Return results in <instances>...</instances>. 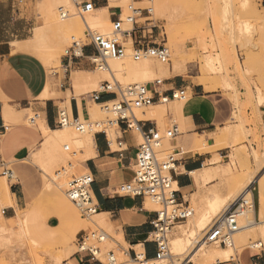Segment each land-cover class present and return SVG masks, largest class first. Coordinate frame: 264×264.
<instances>
[{
    "label": "rangeland",
    "instance_id": "1",
    "mask_svg": "<svg viewBox=\"0 0 264 264\" xmlns=\"http://www.w3.org/2000/svg\"><path fill=\"white\" fill-rule=\"evenodd\" d=\"M69 2L70 4L73 3L72 0H69ZM72 5L71 8L73 9L71 10L66 8L64 4L60 6L61 10H59L60 7H57L58 10L55 8L56 17L58 18L59 13L64 9L65 12L68 9L69 12L67 11V13H75L79 16L80 14L84 16L87 13L81 11L74 3ZM129 5L130 7L127 10L117 6L122 12V31L132 28L131 23L127 22L126 18L135 15L137 23L135 26L146 27V37L150 36V39L156 44H165L169 49V57L166 63H160L154 58L146 59H152L155 67L159 64L165 65L168 72L162 74V72H158L159 69L156 71L157 68L154 67L156 73L149 74L151 77L149 75L145 76V79H141L137 83H134V79L129 76L117 77L116 82L111 81V79L105 81L98 77L92 83L86 82L79 86H71L74 95L89 97L93 90L99 88L100 84L107 82L111 86L110 91L118 93V100L109 102L106 105L94 106L88 120L83 121L81 117L78 120V123L84 124L99 122L101 123L100 127L78 130L75 125L69 124L71 128L73 127L72 131L78 134L76 133L77 138L71 136L74 141L69 137L72 141L69 140L63 144L64 151H62L65 153V158L56 163L45 158V155L43 158L40 156L32 159L34 153L35 155L39 154L41 145L34 149V153H31L26 162L36 167L34 170L35 178L29 183L31 195L28 201H34L37 207L36 214L33 217L27 219V221L16 220L17 215L26 210L27 204L25 203L26 205L24 204L22 208L15 210L13 217L8 218L7 213L3 214L2 210L10 205L4 203L0 194V215L3 216V218L0 216V225L4 224L3 226L7 227L5 230L0 231V264H61L63 261L70 264L69 257L77 251V234L82 230L93 231L97 229L104 230L109 236V239L97 244L102 250L99 255L100 260L103 261L104 254L112 250L117 260L122 264H136L123 256L117 249L114 241L119 239V236L115 235L114 230L119 229L120 226L113 225L108 220V214L105 216L104 214L96 215V213L90 217H83L77 205L65 195L67 183L87 173L82 167L84 159L80 154L84 150L76 143V139L82 135L81 131L83 130L84 132L92 131L94 133L101 129L106 131L108 137L113 141L112 147L116 148L114 144L115 126L112 122L116 121L117 116L111 111V107L120 100L119 90H123L132 84L148 85L156 79H163L164 76H177L193 84L197 91L203 90L202 83L217 86L215 90L210 92L223 95L232 104L229 120L222 126L223 128H217L214 132L217 138L213 134L210 135L209 150L212 153L211 159H214L215 162L210 161L211 163L209 162L205 166L213 172L225 170V177L216 176L210 182H200V184L195 185L192 193L185 199L192 209V215L205 210L208 200L212 199L216 193L223 197L227 196L222 207L224 210L241 193L250 176L259 173L261 170V167L254 160V155L259 159L264 158V120L260 109V106L264 103L258 107L255 104L257 100L264 99V0H130ZM98 7V2H95L94 8ZM46 13L42 0H0V39L28 40L37 26L45 27L49 25L48 23H51V28H46L44 37L35 42L41 44V47L43 45L45 51L49 50L47 53L53 52L54 57L52 56V59H54H51V61L54 62H51L50 68L47 67L48 70L46 69L47 75L50 74L52 77L50 81V92L52 94L66 88V94L71 95L69 90L71 85L70 74L72 70L79 68L71 67L66 70L61 64V59L65 55L66 49L75 44L80 47L89 42L88 36L85 34L80 35V31L86 32L89 29L91 32L102 33L110 38L115 37L124 45L126 57L133 60L130 37H128L129 41L124 43L123 37L121 38L118 33H112L109 17V26L105 30L80 22L69 35H64V33L56 31L52 27L53 19L46 16ZM139 34L140 32L136 33V35ZM171 44L176 46L177 54H174ZM32 54L35 55V53ZM111 59L105 57L101 60L98 59V61L104 63L107 61L108 63V60ZM143 59L133 61L139 62ZM85 70L91 75L94 74L98 70V63L97 66L93 64L86 66ZM191 95V90L187 88L183 100H174L173 104H167V108L164 105L163 108L166 110L163 115L170 112L173 121L180 124L175 111ZM258 95L261 97L259 98ZM59 106L60 110L64 111L65 104ZM130 109L134 116H137L136 119L139 120L141 119L139 112L146 110V107L131 104ZM34 116V113L28 110L25 122L30 124L31 121H34V124L38 125L40 120ZM70 119L69 115L68 120ZM159 127L164 130L166 125L162 123ZM227 127L230 130L232 128L237 129H235L237 140L230 148L223 146V142L224 144L228 142V140L225 142L227 137L223 136L225 139H222V136L219 135L220 140L217 135V132L220 133L221 131L219 129L224 130L226 128L227 130ZM181 130V125H179V131ZM140 142L141 139L138 137V143ZM236 151L237 154H235ZM231 153L236 156L233 162L230 161ZM155 154L159 159L169 156L174 158L175 151L169 141L165 139L160 146L155 148ZM15 177L14 175L12 179L8 180L0 175V187L4 186L7 190H10V184L15 183ZM49 180L51 187L46 186ZM251 189L255 217L258 220L260 218L258 217L259 204L256 183L252 184ZM122 192L125 193V190H122ZM145 202L149 210L159 208L157 204L147 198H145ZM57 213H61L67 221V226L63 224ZM192 215L186 220L176 223L167 233V240L176 232L177 235L182 237L187 236L194 217ZM216 216L214 217L216 218ZM50 217H55L57 225L49 226L47 224ZM242 219L243 216H240L238 223H244ZM208 228L206 227L205 232ZM259 228L260 226L255 227L246 235V245L244 247L236 246L233 249L232 253H234H231L229 261H214L211 264H234L237 260L244 264L241 255L247 251L257 253L259 264H264V237L259 232ZM234 236H232V241H235ZM190 240L192 241V239ZM258 241L262 242V247L253 248L252 244ZM195 245L192 242L190 244L192 247L188 246L185 253H190ZM123 247L126 248V245L123 244ZM217 247L227 248L228 245L206 242L203 246L204 249H216ZM137 251L139 250L137 249ZM176 262L194 264L189 260H174L172 256L166 257L159 263L149 261L147 264H177Z\"/></svg>",
    "mask_w": 264,
    "mask_h": 264
},
{
    "label": "crops",
    "instance_id": "2",
    "mask_svg": "<svg viewBox=\"0 0 264 264\" xmlns=\"http://www.w3.org/2000/svg\"><path fill=\"white\" fill-rule=\"evenodd\" d=\"M94 2H98L99 5L94 9L100 10L107 7V14L111 21L119 15L117 6H107L108 0H94ZM135 25L132 32L122 35L124 43H127L130 37L133 48L145 41L143 36L146 31L143 29L144 26ZM137 32L140 34L136 35ZM12 41L23 40L0 39V126H7L6 131L0 136V161L10 167L16 176L15 183L10 184V190L8 189L10 200L8 205L10 206L4 208V214L7 213L8 218L13 217L15 210L22 208L26 203V210L34 209L29 217L31 218L36 214L37 207L34 201H28L31 195L29 183L35 178L36 167L29 165L26 161L34 149L42 145L44 135L34 121L30 124L25 122L28 110L32 111L34 117H38L39 122L44 126L55 130L60 128L59 105L65 103L67 99L68 107L65 105V115L69 117V110L71 118L80 119L81 117L83 120H88L94 106L113 100L114 93H102L100 101H92L90 96L74 95L70 81L71 95L66 94V88L52 94L50 92L52 77L49 72V76L47 75L46 65L32 53L15 51L11 45ZM95 53L92 46H82L79 55H72L69 58L63 56L61 64L66 70L71 67L85 70L86 66L92 64L88 56ZM148 86L152 87L150 83ZM154 86L167 95H170L173 89L182 88L186 91L189 88L191 90V97L175 111L180 124L173 121L170 112L163 115L166 109L160 107L163 104H173L174 100L170 99L166 103L154 102L144 106L146 110L140 111L141 119H136L133 114L134 125L127 126L126 121L120 120L112 122L113 125L115 124L114 144L116 148L112 147L113 141L105 130L95 131L88 150L89 156L82 162L83 169L92 176L90 189L99 208L96 215L106 216L108 214V220L113 225L120 226L119 229L114 230L115 235L119 236V239L114 241L117 249L120 252L127 251L130 258L134 253L142 252L148 262L154 259L156 250L155 243L150 236V233L154 231L150 223L155 215L154 210L148 209L144 198L122 192V186L133 176L136 150L139 144L138 137L141 139L140 132L150 127L162 131L159 127L162 123H165L166 128L174 123L179 131V125H181L182 130L169 140V143L175 151L174 172H172L174 188L177 189L179 198L186 201V197L192 193L195 185L200 184L195 181L192 173L202 170L212 158L210 150H201L199 147L204 142L206 147H210V135L229 120L232 107L231 102L223 95L205 91L204 88L197 91L193 84L184 81L181 77L167 76L161 79L159 85ZM45 88L49 94L41 98ZM95 123H88L91 125L88 128L96 127ZM100 126L101 124L97 127ZM198 139H201L200 144ZM118 142L121 144L119 145ZM23 212L17 215V221H22ZM57 214L67 226V221L61 213ZM47 224L57 225L55 217H50ZM241 259L244 264H259L257 253L247 251L241 255ZM227 261L229 260L222 262ZM69 262L70 264H98L97 260L90 258L87 251H76L69 257ZM61 264H68V262L63 261Z\"/></svg>",
    "mask_w": 264,
    "mask_h": 264
},
{
    "label": "built area",
    "instance_id": "3",
    "mask_svg": "<svg viewBox=\"0 0 264 264\" xmlns=\"http://www.w3.org/2000/svg\"><path fill=\"white\" fill-rule=\"evenodd\" d=\"M74 5L81 9L83 12H89L95 7L94 0H72ZM119 9V8H118ZM61 10V9H60ZM67 14L65 11H62ZM121 10L119 9V15L116 19L111 21L112 33L129 34L133 31L136 24L135 15L126 18L127 22H130L132 28L122 31V19ZM143 29L146 30V27ZM88 36L89 42L77 47V44L65 50L66 57L72 55H79V51L82 46L90 45L95 50L94 55L88 56V60L94 66H101L104 64L103 59L109 58H121L125 55V47L115 37L91 32L89 29L85 32ZM145 41L140 43L137 47H132V58L137 61L142 58H154L160 63L168 61L169 49L165 44H156L150 39V36H143ZM161 79H156L150 84H132L125 87L123 90H119L120 100L112 105L111 111L117 116L116 122L126 121L127 126L134 125L133 113L131 112L130 105L135 106H147L154 102L164 103L170 99L183 100L186 96V91L182 88L173 89L170 95L159 91L154 85H159ZM111 86L104 82L100 84L97 90H93L90 94L92 101H100L102 93H114V99L111 102L118 100V93L112 92ZM109 102V101H108ZM101 104L106 105L107 102ZM262 118L264 120V105L260 106ZM122 112L128 115H122ZM65 115L61 110L59 114V125H62V117ZM68 124L75 125L79 130L83 126L88 127V124L78 123V118H71L65 116ZM84 121V120H83ZM7 126H0V136L6 131ZM178 128L176 124H172L170 127L160 131L157 128L150 127L146 130H142L141 142L137 146L136 157L134 163V172L132 179L122 186L125 193H129L134 196H140L147 198L149 201L157 204L159 208L154 210V218L150 223L154 227V231L150 233L152 241L155 243L156 250L154 259L163 260L169 256V247L167 240V233L176 224L184 221L191 214L192 209L189 207L186 201L179 198L177 189L172 187V172H174L175 159L173 156L159 159L155 154V148L160 146L163 140L173 139L177 133ZM264 143V132H263ZM120 145L121 143L118 142ZM0 175L6 177L8 180L14 177L13 171L4 162L0 161ZM92 183V176L90 173L82 174L67 183L65 195L77 205L81 215L83 217H90L99 211L98 205L93 197L90 186ZM247 206L246 192H241L231 203H229L225 209L213 220L209 228L204 234V241L210 243H219L227 245L232 243V235L239 228V217L243 215ZM4 210L2 213L4 214ZM109 239L108 234L102 230L97 229L93 231H80L76 236L77 251H87L92 260H97L98 264H122L118 261L114 252L107 251L104 254V260L99 259V255L102 253L101 247L97 244ZM93 242L92 244H90ZM256 246H253V248ZM257 247H262L259 243ZM123 256L127 257L136 264H147L148 261L143 257L142 253H134L130 258L127 251L121 252ZM234 264H242L240 261H235Z\"/></svg>",
    "mask_w": 264,
    "mask_h": 264
},
{
    "label": "bare ground",
    "instance_id": "4",
    "mask_svg": "<svg viewBox=\"0 0 264 264\" xmlns=\"http://www.w3.org/2000/svg\"><path fill=\"white\" fill-rule=\"evenodd\" d=\"M42 4L44 6L45 11L47 12L46 16H50L53 19L52 20V27L56 31L64 33V35H69V33L72 32L73 29L75 27H77L80 22L86 23V24H88L94 28L100 29V30H105L109 26V24H108V21H109L108 17L109 16L107 14V7H103L100 10L93 8L92 10L87 12L84 16L81 14L79 16L75 13H67L68 9H66L67 14H65L64 12H60L59 16L57 18L55 13H54L55 12L54 10H56L55 8L60 7L64 4L66 6V8H69L71 10V9H73V8H71V7H73V5H72L73 3L70 4L69 0H42ZM59 4H61V5L57 6ZM67 4H69L70 6ZM129 4H130V0H108L107 6H112V7L113 6L119 7L120 6L124 10H127V8L130 7ZM63 8H65V7H63ZM60 9H61V7H60ZM57 10H58V8H57ZM48 24L49 25H47L45 27L37 26L34 30L33 35L30 37V39L23 40V41H12L11 45L15 51H26V52L30 51L29 53H35L36 57H38L46 65V67L50 68V64H52L51 62H54V61H51L52 56H53V54H52L53 52L47 53L49 50L45 51L46 49H44L43 45L41 47V44H37L35 42L36 40L42 39L44 37V33H45L46 28L47 29L51 28L50 27L51 23H48ZM84 32L85 31H82V32L80 31L79 34L83 35V34H85ZM118 34L122 38V34L121 33H118ZM171 47H173V49H174V54H177L176 46L174 44H171ZM149 58H151V57H149ZM98 65H99V63H98ZM154 67L155 66H154L152 59H146V57H145L143 60H141L139 62H135L132 59H130L129 57H126V55H124L121 58H114V59H111L110 61L108 60V63L106 61V63L99 66L98 70L92 75L89 74V72L86 70H79V69L72 70L71 76H70V81H71L72 86H79V85L84 84L86 82L92 83L98 77L101 78L102 80H105V81H107L108 79H111V81L116 82L117 77L129 76V77L134 79V83H137L139 80L145 79L147 77V75L154 74L153 72L156 73V71L158 69L161 70V71L158 70V72H160V73L162 72V74L166 73V71H167V67L165 65H162V64H159V66L155 67V68H157L156 71H155ZM156 76H157V74H156ZM202 84L204 86V90H206V91L215 90V88L217 87L215 85H207L204 83H202ZM223 84H224V82H223ZM257 93L259 94V92H257ZM48 94L49 93H47V88H45V90L41 94V98L47 97ZM260 97L261 96H259V98ZM109 102H111V101H109ZM109 102H107V103H109ZM166 102H168V101H166ZM166 102H164V103H166ZM263 103H264V99H260V100H257V103H255V104L258 107ZM64 104L67 105V107H68V99L66 100V102ZM101 105H103V104H101ZM165 106H167V105H165ZM160 107L162 109H164L163 108L164 104L160 105ZM68 113L70 115L69 110H68ZM122 115H128V114L125 112H122ZM235 115H236V113H235ZM65 116L66 115H63V117H62L63 123H62L61 127L58 129H55V130H51L39 122L38 125L43 132L44 141L41 145L39 154H37V155L33 154L31 157L32 159H35V158L40 157V156L43 158V156L45 155V158L53 161V163L54 162L56 163V162L60 161L61 159L65 158V153L63 152L64 149L62 148L63 144L66 143V141L68 142L70 140L71 136L73 138L74 137L77 138V136H76L77 132L75 133L72 131L73 127L71 128V126L68 124ZM139 116L141 117V112H139ZM99 124H101V123L96 122L95 126L97 127V126H99ZM88 127L90 128L91 125L88 124ZM221 128H223V127H221ZM82 129H84L83 126L81 127L80 130H82ZM235 129L236 128H232L231 130L229 128L227 130H226V128H224V130L219 129V131L220 130L221 131H220V133L217 132L218 137H219V135L222 136V139H225L227 137V139H225L226 140L225 142H227V140H228L227 144L226 143L224 144V142H223V146L229 147V148H230V146L233 147L234 143L237 140L236 139V137H237L236 130L237 129L236 130ZM84 130L81 131V133H82L81 136L78 135L80 137H78V139H76L77 140L76 143L81 146L80 148H82V150H84L82 153L80 152V154L82 155L83 159L85 160L89 156V153H90V152L88 153V150L90 149V146L92 143L93 132L92 131H85L84 132ZM72 134H75V135H72ZM208 134H206V135H208ZM213 136H215L214 133H213ZM213 136H212V138H213ZM200 137H202V136H200ZM215 138H217V136H215ZM219 139H220V137H219ZM72 140H70V141H72ZM199 140L201 141V139H198V143L200 144ZM204 143L201 144L200 147L198 145L197 146L201 150L208 151L209 147H206L204 145ZM235 154H237V151ZM235 154L231 153V155H230V161L231 162H233L235 160V158H236ZM254 160L256 161L258 166L261 167V170L259 173L254 174L253 176H250V178L244 184L245 186H244V189L242 191L246 192L247 206H246L245 211L243 212V215H242L243 216L242 220H244V223L243 222H241V224L239 223L238 230L235 233H233V235H235L234 236L235 241H232L231 244H227L228 245L227 248H222V247H217L216 249H204L203 248L204 244L206 243L204 241L205 229H206V227H209L208 225H210L211 222H213L212 221L213 217L216 216L218 213H220V211L222 212L223 203L226 201L225 199L227 198V196L223 197V196H220L218 193H216L212 199L208 200L205 210L198 211L197 213H195V215H192V212H191V214L189 216L192 215L194 217L192 218V225H191L190 231H188L189 233L187 234V236L182 237L181 235H177V234L171 236V238L168 240V242H169L168 247L170 249L169 250L170 253H169L168 257L172 256L174 260L175 259L189 260V261L193 262L194 264H211L214 261L222 262V261H226L230 258L231 253H232V251H234L233 249L236 246L244 247L246 245V235L250 231L255 229V227L260 226L259 232L264 237V218H263V216H264L263 215L264 214V158L259 159L257 156L254 155ZM208 161L209 162L210 161L215 162L214 159H210ZM224 172H225V170L213 172L209 168L204 167L202 170L193 172L192 175H193V178L195 179V181L197 183H200V182H210L211 179L213 177H216V176L225 177ZM254 183H256V185H257V196H258V204H259L258 217L260 218L258 220H256V217H255L253 192L251 189V186ZM174 184L172 182L173 188L175 187ZM46 186L51 187L50 180L47 182ZM174 189H176V188H174ZM0 194L3 197L4 203L9 204L10 203L9 193H8V190L6 187H4V186L0 187ZM33 211H34V209L33 210H29V209L25 210L23 212V217H22L23 219L22 220L27 221V219H29V217ZM0 216L2 217V215H0ZM3 225H0V231H3L7 228ZM190 239H192V241ZM192 242L196 244L195 247L193 248V250L190 253H185V251H187V249H188L187 247L190 246V244ZM259 243L262 244L261 241H258L256 243H253L252 246L257 247L259 245ZM191 247L192 246H190V248ZM153 261L155 263H159L162 260L161 261L154 260V259L151 260V262H153ZM176 263L180 264V262H176Z\"/></svg>",
    "mask_w": 264,
    "mask_h": 264
}]
</instances>
